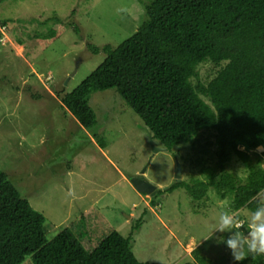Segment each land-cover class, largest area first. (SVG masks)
Masks as SVG:
<instances>
[{"label":"rangeland","instance_id":"rangeland-1","mask_svg":"<svg viewBox=\"0 0 264 264\" xmlns=\"http://www.w3.org/2000/svg\"><path fill=\"white\" fill-rule=\"evenodd\" d=\"M151 1L0 0V169L45 216L48 240L69 228L92 250L113 231L129 236L143 217L132 242L142 262L243 264L223 243L230 233L213 232L229 200L210 191L195 207L185 189L165 192L179 165L183 181L197 173L187 147L170 152L154 141L116 89L91 95L92 131L61 103L105 60L88 45L116 48L147 19ZM211 67L198 68L203 79ZM141 174L164 192L156 207L132 184Z\"/></svg>","mask_w":264,"mask_h":264},{"label":"trees","instance_id":"trees-1","mask_svg":"<svg viewBox=\"0 0 264 264\" xmlns=\"http://www.w3.org/2000/svg\"><path fill=\"white\" fill-rule=\"evenodd\" d=\"M146 12L139 29L116 48L88 45L105 60L61 103L92 131L98 120L91 95L116 89L154 141L170 152L189 150L183 157L197 173L165 192L185 189L199 207L214 191L229 200L227 211L246 220L256 207L249 201L264 189V151H256L264 146V0H152ZM201 65L212 66L205 79ZM94 136L105 149L101 135ZM143 220L129 236L113 231L92 250L69 228L48 240L45 216L0 169V264L28 258L33 264H151L132 248ZM243 264H264V255Z\"/></svg>","mask_w":264,"mask_h":264},{"label":"clouds","instance_id":"clouds-1","mask_svg":"<svg viewBox=\"0 0 264 264\" xmlns=\"http://www.w3.org/2000/svg\"><path fill=\"white\" fill-rule=\"evenodd\" d=\"M256 151H264V146H258ZM249 203H255L256 207L249 212L246 220L239 212L224 210L219 212L213 227V232L230 233L223 243L236 262L249 256L264 255V189L259 190ZM245 228L246 233L242 231Z\"/></svg>","mask_w":264,"mask_h":264},{"label":"water","instance_id":"water-1","mask_svg":"<svg viewBox=\"0 0 264 264\" xmlns=\"http://www.w3.org/2000/svg\"><path fill=\"white\" fill-rule=\"evenodd\" d=\"M155 151H158V150L155 149ZM181 178H182V169H181V166L179 165L175 181L165 190L171 188L176 182H180ZM132 184L135 187V189L142 194L154 196L158 192V189L155 186H153L151 183H149L148 181L144 179L143 174H141L139 177L133 178Z\"/></svg>","mask_w":264,"mask_h":264}]
</instances>
